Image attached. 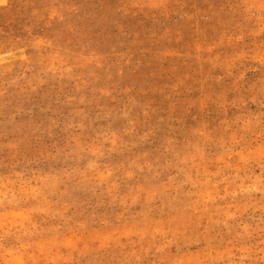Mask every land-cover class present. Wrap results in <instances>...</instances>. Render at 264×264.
<instances>
[{"label": "rangeland", "instance_id": "rangeland-1", "mask_svg": "<svg viewBox=\"0 0 264 264\" xmlns=\"http://www.w3.org/2000/svg\"><path fill=\"white\" fill-rule=\"evenodd\" d=\"M0 264H264V0H0Z\"/></svg>", "mask_w": 264, "mask_h": 264}]
</instances>
